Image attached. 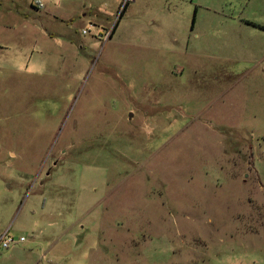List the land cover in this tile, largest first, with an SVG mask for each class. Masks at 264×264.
Segmentation results:
<instances>
[{"label":"rangeland","instance_id":"rangeland-1","mask_svg":"<svg viewBox=\"0 0 264 264\" xmlns=\"http://www.w3.org/2000/svg\"><path fill=\"white\" fill-rule=\"evenodd\" d=\"M4 229L0 264H264V0H0Z\"/></svg>","mask_w":264,"mask_h":264},{"label":"built area","instance_id":"built-area-1","mask_svg":"<svg viewBox=\"0 0 264 264\" xmlns=\"http://www.w3.org/2000/svg\"><path fill=\"white\" fill-rule=\"evenodd\" d=\"M81 32L84 33L83 30ZM22 239V237L14 239L11 236L7 235V231H4L0 234V249H5L10 245L20 242Z\"/></svg>","mask_w":264,"mask_h":264},{"label":"crops","instance_id":"crops-1","mask_svg":"<svg viewBox=\"0 0 264 264\" xmlns=\"http://www.w3.org/2000/svg\"><path fill=\"white\" fill-rule=\"evenodd\" d=\"M7 226H8V225H7ZM7 226H6V227H7ZM4 231H7V230H6V229H4L2 232H4ZM2 232H0V234H1Z\"/></svg>","mask_w":264,"mask_h":264},{"label":"trees","instance_id":"trees-1","mask_svg":"<svg viewBox=\"0 0 264 264\" xmlns=\"http://www.w3.org/2000/svg\"><path fill=\"white\" fill-rule=\"evenodd\" d=\"M122 9H123V7H122ZM122 9H121V10H122ZM121 10H120L119 14L121 13ZM113 27H114V25H113ZM113 27H112V30H113Z\"/></svg>","mask_w":264,"mask_h":264}]
</instances>
